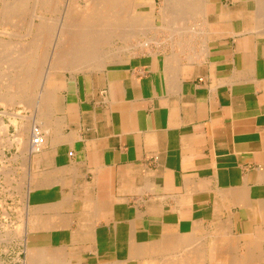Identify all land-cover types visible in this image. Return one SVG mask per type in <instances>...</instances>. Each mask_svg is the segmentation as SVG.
I'll list each match as a JSON object with an SVG mask.
<instances>
[{
    "label": "crops",
    "instance_id": "1",
    "mask_svg": "<svg viewBox=\"0 0 264 264\" xmlns=\"http://www.w3.org/2000/svg\"><path fill=\"white\" fill-rule=\"evenodd\" d=\"M252 1L160 10L191 33L119 41L89 69L60 60L23 111L44 131L40 150L4 116L0 221L23 227L26 264L264 263V24Z\"/></svg>",
    "mask_w": 264,
    "mask_h": 264
},
{
    "label": "bare ground",
    "instance_id": "2",
    "mask_svg": "<svg viewBox=\"0 0 264 264\" xmlns=\"http://www.w3.org/2000/svg\"><path fill=\"white\" fill-rule=\"evenodd\" d=\"M29 0H12V1H10V0H7V1H2V4L0 3V10H8L7 12L5 11L4 13H2L1 14V18L4 16L5 17V14L7 13V16H8V14L9 13H11L12 11L11 10H17V11H15V12H17V13H14L13 14V12H12V14L14 15L13 17L15 18V16H17L18 17V15H16V14H19L18 13V11L19 10H21V9H23V6L24 5H26L25 7H27V5H29V6H31V4H30V2H28ZM59 1V0H58ZM57 0H56V3L58 2ZM132 1V0H131ZM130 0H84V3L85 4H83V5H81V3L80 2H82V0H69V3L67 4V14H66V16H67V18L65 19L66 20V22L67 21H69L68 19L70 18V20H71V16H74V15H78L77 13H79L80 14V16H82L83 17V15L85 16V17H83V18H80V19H78L76 22H77V26H79V29L77 30H74L73 28L74 27H71L72 28V30H74L73 32L74 33H77V31L79 32V33H77V34H71L72 32V30L69 32V29H68V31H64V30H67V29H65L64 28V30H62L61 32H60V34H61V40L63 39V40H65L64 41V45L61 43V47L62 48H64V47H68V46H66L67 44L69 45V43H70V46L69 47H71V45L72 44H77V50L75 49V48H73L72 50H71V48L69 49V51H62L61 50V52L59 51V48H61L60 46H59V48H56V52H55V54H54V56H53V58H55V60L56 61H58V62H61L60 60H68L69 61V58L68 59H66L67 57L66 56H69L70 57V59H72V57H71V55H70V53H73V56H74V54H75V56L77 55V56H81L79 59H81V58H84V59H81L82 60V62H83V60L86 62V60H88L89 58H93L94 57V59H96V57L95 56H97L98 57V59L99 58H101L102 59V57L100 56V55H102V56H104V55H106V54H111L110 52L108 53V51L107 50H105V45H110V47L112 48L113 47V45L115 44L114 42L116 41V40H119V41H122V42H126V41H128L129 39H130V37H132L133 35L134 36H136V34L138 35V30L137 29H134V31L135 30H137V31H135V33L136 34H134V32H132V30L131 31H129L130 29H129V27H128V24L133 20V17L136 15V14H138V12L140 11V7H142L143 6V4H141V3H137V5H134L135 3H133V4H130V3H132ZM169 0H167V1H165L166 3H165V5H163L162 6V8H161V10H166V11H170L169 10V7L170 8H174V3L175 2H173L172 4L173 5H171V4H169V2H168ZM209 0H191L190 1V3H186L185 5H186V7H184V3L183 4H181V6L183 5V7H181L180 9H181V11H182V9H183V12H184V10L186 11V12H184V13H187V11H189V13H190V11H192V10H199L198 12H200V10L202 11V10H206V8H207V4L209 3L208 2ZM248 1V0H247ZM48 2H50V3H48ZM54 2V1H53ZM53 2L50 0V1H48V0H31V3H32V10L34 11V10H44V11H46V10H48V9H50L51 10V8H47L48 7V5H49V7H51V6H54V8H56L57 6H56V4H55V2H54V4H53ZM136 2V1H135ZM168 2V3H167ZM51 3L53 4V5H51ZM60 3V2H59ZM176 3H179V0L177 1L176 0ZM175 3V4H176ZM252 3L254 4V5H252ZM252 3H250V2H248V4L247 3H245L244 4V6L245 7H251L254 11L255 10H264V0H253L252 1ZM121 6H120V5ZM180 4V3H179ZM178 4V5H179ZM188 4V5H187ZM34 5V6H33ZM51 5V6H50ZM120 6L121 7V10L122 11H120V7H117V6ZM122 5L124 6V10H123V8H122ZM168 5H170V6H168ZM177 4H176V6H178ZM56 6V7H55ZM180 6V5H179ZM117 7V8H116ZM37 8V9H36ZM176 8V7H175ZM174 8V9H175ZM106 9V10H105ZM114 9H116L117 10V12H118V9H119V14H117L116 12L114 13L112 10H114ZM11 12H10V11ZM23 10H27L28 11V8H25V9H23ZM100 12H99V11ZM101 10H105L104 12H106L107 11V13H106V15H105V13H104V15L105 16H100V13H102V15H103V12L101 11ZM249 10V9H248ZM26 11V12H27ZM29 11H30V9H29ZM93 11V12H92ZM109 11V12H108ZM175 11V10H174ZM180 11V10H179ZM25 12V13H26ZM35 12V11H34ZM89 12V13H88ZM164 12V11H163ZM264 12V11H263ZM1 13V12H0ZM82 13H84L83 15H81ZM86 13H88V14H86ZM166 13V12H165ZM175 13H177L176 11L174 12V14ZM179 14H180V12H178ZM24 14V13H23ZM31 13L29 12V15H30ZM34 14V13H33ZM32 14V16L31 17H36L35 16V14L33 15ZM90 14H92L91 16H90ZM113 14L115 15V17L113 16ZM168 15H169V17H170V15H174L173 13H167ZM179 14H178V16H179ZM195 14H198V13H194L193 14V12H192V14L190 13V15H194L193 17H195L196 15ZM203 14V13H202ZM261 14V13H260ZM10 15V14H9ZM25 15V14H24ZM65 15V14H64ZM129 15H131V18H130V16ZM177 15V14H176ZM181 15H183V14H181ZM181 15H180V17H181ZM184 15H187L188 16V14H184ZM183 15V17H185ZM264 16V14H261V16ZM6 16V17H7ZM12 15H10V16H8V17H11ZM21 16H22V14H21ZM79 16V15H78ZM167 16V15H166ZM7 17V18H8ZM25 17V16H24ZM168 17V16H167ZM180 17H178V18H180ZM12 18V17H11ZM29 18V17H28ZM56 18V17H55ZM78 18V17H77ZM177 18V17H176ZM186 18H188V17H186ZM3 19V18H2ZM2 19H1V21H2ZM5 20H9V19H6V18H4ZM3 19V20H4ZM16 20H17V18H15ZM19 19V18H18ZM25 19V18H24ZM30 19V18H29ZM28 19V20H29ZM33 19V18H32ZM21 20V19H20ZM23 20V19H22ZM64 20V19H63ZM76 20V17L74 18V21ZM167 20H168V18H167ZM183 20H185V18L183 19ZM181 21L180 22V24H179V26L180 25H182L183 24V26H186V24L184 25V23H185V21ZM191 20H193L192 18H191ZM190 20V21H191ZM261 20V19H260ZM15 21V20H14ZM72 21V20H71ZM189 21V20H188ZM196 21H198V20H196ZM264 21V20H263ZM262 21V22H263ZM3 22V21H2ZM18 22V21H17ZM22 22V21H21ZM20 22V24L22 25V23ZM23 22H25V21H23ZM51 22V24L53 23L52 21H50ZM100 22L103 24H105L106 25V23H108L107 24V26L108 27H105L106 29H104V30H101V29H98V28H95V26H98L99 24H100ZM109 22H110V24H109ZM168 22V23H167ZM256 22V21H255ZM259 22V21H258ZM4 23V22H3ZM26 23V22H25ZM41 23V22H40ZM97 23H99L98 25H97ZM186 23H187V21H186ZM191 23V22H190ZM202 23V22H201ZM9 23H7L6 25H8ZM17 24V23H16ZM28 24V23H27ZM30 24V23H29ZM35 24H36V22H35ZM46 24V23H45ZM101 24V25H102ZM103 24V25H104ZM166 24H167V27H165V26H163V27H165V28H168V30H170L171 32H169V33H173L174 34V32L175 31H173V30H176V29H174L175 27H177V26H175L176 24H177V22H176V19L175 20H173L172 19V17L168 20V21H166ZM177 24V25H178ZM3 25V24H2ZM5 25V26H6ZM20 25V26H21ZM44 25V24H43ZM49 25H50V23H49ZM47 26V27H44V26H42V29H40V34L39 35H37V34H35V37H34V39H35V41L36 42H40V43H37L38 45H41V43H43V42H41L45 37H43V36H45V34H46V37L48 38V37H52V36H50V34L52 35V33H51V31L49 30V29H52V25L51 26ZM54 25V24H53ZM67 25V24H66ZM76 25V24H75ZM91 25H93V27H91ZM101 25H100V28H101ZM104 25V26H105ZM109 25H110V27H109ZM262 25V24H261ZM9 26H11V25H9ZM8 26V27H9ZM29 27L30 26H32V25H28ZM36 26H37V24H36ZM57 26V25H56ZM162 26V25H161ZM191 26V25H190ZM258 25L256 24L255 25V27H257ZM263 26V25H262ZM12 28H13V26H11ZM39 27H41V25L39 24ZM39 27L37 26L36 27V30H37V28H38V30H39ZM49 27V29H45V28H48ZM51 27V28H50ZM121 27L123 28V29H121ZM157 27V26H156ZM158 27H160V25L158 26ZM181 27V26H180ZM264 27V26H263ZM69 28V27H68ZM103 28V27H102ZM121 30H120V29ZM136 28V27H135ZM181 28H183V30L184 29H186L187 28V26H186V28H184V27H181ZM197 28V27H196ZM258 28V27H257ZM260 28H261V26H260ZM119 29V30H118ZM133 29V28H132ZM139 29V28H138ZM162 29V28H161ZM192 28L190 27V30H191ZM41 30H42V33H41ZM45 30H47V33L49 34V36L47 35V33H46V31ZM140 30H141V27H140ZM143 30V29H142ZM141 30V31H142ZM150 30V29H149ZM187 30H189V29H187ZM186 30V31H187ZM190 30H189V32H190ZM194 30V29H193ZM258 30V29H257ZM262 30V29H261ZM260 30V31H261ZM44 31H45V33H44ZM50 31V32H49ZM76 31V32H75ZM147 31V30H146ZM145 31V32H146ZM173 31V32H172ZM178 31V30H177ZM180 31V30H179ZM185 30H184V33L186 32ZM13 32V31H12ZM27 32V31H26ZM38 32V31H37ZM36 32V33H37ZM55 32V31H54ZM188 32V31H187ZM186 32V33H187ZM205 32V31H204ZM7 33H8V31H7ZM15 33H16V31H15ZM15 33H13V36H14V34ZM18 33V32H17ZM30 33V32H29ZM166 33V32H165ZM164 33V34H165ZM180 33H182V32H179V34ZM191 33V32H190ZM26 34V33H25ZM43 34V35H42ZM144 34V33H143ZM158 34V33H157ZM176 34H178V33H176ZM175 34V35H176ZM17 35V34H16ZM15 35V36H16ZM24 35V34H23ZM22 35V36H23ZM34 35V34H33ZM41 35H42V37H41ZM74 35V36H73ZM172 35V34H171ZM21 36V35H20ZM27 36V35H26ZM60 36V35H59ZM166 36V35H165ZM179 36V35H178ZM188 36V35H187ZM32 38H33V36H31ZM39 37H41V38H39ZM171 37V36H170ZM180 37H182V36H180ZM188 37H190V36H188ZM37 38H39V39H37ZM46 38V39H47ZM150 38H152L151 36H150ZM172 38V37H171ZM174 38H175V36H174ZM184 38V37H183ZM40 39H42L41 41H40ZM50 39V38H49ZM59 39V38H58ZM113 39V40H112ZM158 39V38H157ZM165 39V38H164ZM182 39V38H181ZM180 39V40H181ZM171 40V39H170ZM175 40V39H174ZM173 40V41H174ZM180 40H178V39H176L175 41H180ZM12 41V40H11ZM10 41V42H11ZM16 41V40H15ZM35 41H31V44H30V46L32 45V47L34 46V42ZM46 41V40H45ZM47 41H48V39H47ZM151 40L150 39H147V44L150 42ZM153 41H154V39H153ZM152 41V42H153ZM19 42V41H18ZM24 42V41H23ZM66 42V43H65ZM12 43V42H11ZM46 43V44H45ZM50 43V42H49ZM128 43H129V41H128ZM135 43H136V41H135ZM138 43V42H137ZM182 43V42H181ZM180 43V44H181ZM19 44V43H18ZM145 44V43H144ZM2 45V44H1ZM4 45H5V42H4ZM4 45L2 46V47H4ZM11 45V44H10ZM10 45H8V46H10ZM29 45V44H28ZM27 45V46H28ZM37 45V47L38 48H36V50L37 49H40L39 47L40 46H38ZM45 45H48L47 44V42H44V46ZM132 45V44H131ZM130 45V46H131ZM6 46H7V44H6ZM14 46V45H13ZM26 46V47H27ZM29 46V48L31 49V47ZM16 47H17V45H16ZM22 47V46H21ZM35 47H36V44H35ZM42 47V46H41ZM125 47V46H124ZM189 47V46H188ZM23 48V47H22ZM28 48V49H29ZM61 48V49H62ZM107 48V47H106ZM109 48V47H108ZM117 48V47H116ZM1 49V48H0ZM17 49V48H16ZM18 49H20L21 50V48L19 47V45H18ZM27 49V50H28ZM32 49H34V48H32ZM130 49V48H129ZM181 49V48H180ZM7 50H9V49H7ZM23 50H25V49H23ZM23 50H21V51H23ZM26 50V52H28ZM42 50V49H41ZM44 50V51H43ZM42 50V53H41V51H40V53L42 54V56L44 57V52H47V51H45V49H43ZM76 50V51H75ZM117 50V49H116ZM201 50V49H200ZM3 51H5V50H3ZM18 52H19V50H17ZM20 51V52H21ZM38 51V50H37ZM36 51V52H37ZM15 52V51H14ZM24 53H20V54H18L19 55V57H20V61L22 62L21 64L19 63V64H17L18 66H19V68H20V71H21V73H19V75L17 76L16 74H18L17 73V69L16 68H14V70H15V72H16V74L14 75L13 74V77H15L14 79L17 81V82H15V83H10L12 80H13V78H11L10 79V82H9V79H8V83H10L9 85H11V84H13V85H15V86H13V85H11L12 86V88H14V89H12L13 91L15 90V91H17V90H19V85H17V83H18V79H17V77L20 79L21 77H20V75H22L23 74V71L25 70V73L23 74V78L25 77L26 78V76H24L25 74H27V76L30 74V73H26L27 71L29 72L30 70H31V73L33 74V75H35L34 77H30V78H28V79H30V81L29 82H31V84L32 85H29V84H24V83H22V85H20L21 87V89L19 90V91H17V92H15V93H13V94H11V95H8V96H6V97H4L3 99H1V102L4 104V102L6 103V104H10L11 102L13 103L16 99H21L22 101L24 100L25 102L23 103L21 100H20V102L21 103H23V104H25V105H27V107L30 105V108H31V106H35V102L31 105V103L34 101V100H32L31 98H33V97H30L31 95H33L34 96V94H35V96H37V94L35 93V91H34V89L33 88H35V86H34V84L35 85H37L38 84V77H40V76H36V74L35 73H37V75H38V73H41L42 72V69L39 71H35V70H33V69H35V68H31V65L33 64V63H36V64H34V65H38V63L41 61L40 60V58L39 59H36V57H34V54H33V56L32 55H26L25 53V51H23ZM32 52V51H31ZM35 52V51H34ZM113 52V51H112ZM121 52V51H120ZM1 53V52H0ZM3 53V52H2ZM11 53H13V52H11ZM28 53H30V52H28ZM38 53V52H37ZM114 53H115V50H114ZM182 53V52H181ZM7 54V53H6ZM14 54V53H13ZM13 54H10V55H12L13 56ZM21 54H23V55H25V59H26V57H28V59H26V65H24L23 63H25V61L23 60V56L21 57L20 55ZM2 55V54H1ZM38 55V54H37ZM134 55V54H133ZM7 56H8V54H7ZM41 56V57H42ZM100 56V57H99ZM15 57V56H14ZM105 57V56H104ZM111 57V56H110ZM113 57V56H112ZM187 57V56H186ZM189 57H191V55L189 56ZM65 58V59H64ZM75 57H73V59H74ZM171 58V57H170ZM4 59V58H3ZM12 59H13V57H12ZM15 59V58H14ZM79 59H77V61L79 60ZM86 59V60H85ZM97 59V60H98ZM104 59V58H103ZM114 59V58H113ZM190 59V58H189ZM192 59V58H191ZM16 61H18L19 59H15ZM81 60H80V62H81ZM171 60V59H170ZM175 60H176V58H175ZM193 60V59H192ZM3 61V60H2ZM24 61V62H23ZM37 61H38V63H37ZM68 61H66L65 62V64L66 65H68ZM75 61V60H74ZM91 61H94L93 59H91ZM104 61V60H103ZM103 61H101V63L103 62ZM174 61V60H173ZM7 62V61H6ZM64 62V61H63ZM68 62V63H67ZM98 62V61H97ZM112 62V61H111ZM41 64L40 65H38V66H42V63L43 62H40ZM52 63V62H51ZM55 63V62H54ZM62 63V62H61ZM60 63V64H61ZM76 63V62H75ZM78 63V62H77ZM89 63V62H88ZM91 63V62H90ZM89 63V65H91V66H93V62L90 64ZM107 63V62H106ZM109 63V62H108ZM174 63V62H173ZM58 64V63H57ZM74 63H72V65H73ZM85 64V63H84ZM84 64H79V67L81 66V68H79V69H82V65H84ZM103 64V63H102ZM102 64H100L99 63V65H101L102 66ZM105 64V63H104ZM103 64V66H105ZM15 66V67H18V66ZM55 65V64H54ZM59 65V64H58ZM70 66L72 69L75 67V66ZM86 65H87V62H86ZM98 65V64H97ZM175 65V64H174ZM6 66V65H5ZM8 66V65H7ZM10 66V65H9ZM23 66H25L26 67V69H27V71H26V69H23L22 67ZM65 66V65H64ZM78 65L76 64V67H77ZM85 66V65H84ZM83 66V67H84ZM33 67V66H32ZM40 67H38V68H40ZM55 67H56V65H55ZM57 67H59V66H57ZM61 67V66H60ZM59 67V68H60ZM75 67V68H76ZM87 67H88V65H87ZM87 67H85L86 69H87ZM9 68V67H8ZM21 68L23 69V71L21 70ZM71 68H70V70H71ZM91 68V67H90ZM92 68H96V67H92ZM100 68V67H99ZM103 68V67H102ZM48 69V68H47ZM66 69V68H65ZM64 69V70H65ZM77 69V68H76ZM88 69H89V67H88ZM97 69V68H96ZM36 70H37V68H36ZM45 70V69H44ZM50 70V69H49ZM58 70V68L54 71V72H59V71H57ZM61 70V69H60ZM73 70H75V69H73ZM83 70H85L84 68H83ZM33 71V72H32ZM46 71V70H45ZM78 71V70H77ZM82 71V70H81ZM89 71V70H88ZM47 72V71H46ZM14 73V72H13ZM9 75V74H8ZM31 75V74H30ZM39 75H41L42 76V73L41 74H39ZM44 75H45V73H44ZM57 74H54L53 72H52V74H49V77L51 76H56ZM12 77V76H11ZM37 77V78H36ZM48 79V78H47ZM15 80H13V81H15ZM24 80V79H23ZM23 80H19V82H20V84H21V81H23ZM42 81V80H41ZM26 83V82H25ZM39 83H40V81H39ZM41 84V83H40ZM17 86V87H16ZM32 86V87H31ZM34 86V87H33ZM40 86V85H39ZM37 87V86H36ZM16 88H17V90H16ZM9 89H11V88H9ZM36 89V88H35ZM8 91H10V90H8ZM27 91H29V93H33V91H34V94H29ZM39 91H40V89H39ZM12 93V92H11ZM5 95H6V93H4ZM3 94V95H4ZM38 94H39V92H38ZM2 95V96H3ZM30 95V96H29ZM24 96V97H23ZM40 96V95H39ZM38 96V97H39ZM41 96H44L43 95V91H41ZM41 96H40V98H41ZM27 97H29L30 98V101L27 99ZM23 98H25V99H23ZM35 100H36V97L34 98ZM42 99V98H41ZM40 99V100H41ZM31 100H32V102H31ZM18 101V100H17ZM50 101V104H51V100H49ZM16 102V101H15ZM19 102V103H20ZM38 102V100H36V104H39V103H37ZM18 103V102H17ZM16 103V104H17ZM20 103V104H21ZM29 103V104H28ZM41 103V102H40ZM44 104V103H43ZM5 105V104H4ZM22 105V104H21ZM50 106V105H49ZM44 106H42V108H43ZM52 107V106H51ZM34 108V107H33ZM37 108H38V106H37ZM41 108V107H40ZM39 108V109H40ZM41 108V109H42ZM28 109V108H27ZM44 109V108H43ZM42 109V110H43ZM45 109H47L46 107H45ZM38 110V109H37ZM42 110H39V112H41ZM48 110V109H47ZM49 110H50V108H49ZM48 110V111H49ZM33 111V110H32ZM35 111V110H34ZM0 112H1V110H0ZM2 112L3 113H5L3 110H2ZM43 112V111H42ZM47 112V111H46ZM50 113H51V110L49 111ZM48 112V113H49ZM31 113V112H30ZM43 113H45V112H43ZM43 113H41V114H43ZM12 114V113H11ZM15 114V113H14ZM40 114V115H41ZM46 114V113H45ZM9 115H10V113H9ZM13 115V114H12ZM17 116L19 115L18 113L16 114ZM29 115V114H28ZM31 115V114H30ZM34 115V114H33ZM51 115V114H50ZM38 116V115H37ZM30 117V118H29ZM36 117V116H35ZM40 117V116H39ZM47 117L48 116H46L45 117V119H47ZM33 118V117H32ZM32 118H31V116H28L27 117V119L25 120V123L23 124V126H21V127H18V128H20V130H19V135H18V139H19V141L21 142V145H22V147L25 149V150H28V151H37V150H40L41 149V147L44 145V143H45V136H44V134L42 133V132H44V131H42V129L40 128L41 126L37 123V121L35 120V118H34V121H35V123H34V121L32 120ZM49 118V117H48ZM12 119V118H11ZM38 119V118H37ZM44 119V120H45ZM13 120H14V122H16L15 121V119L13 118ZM17 120V119H16ZM41 120V119H40ZM49 120V119H48ZM16 124V123H15ZM3 125V124H2ZM4 126H6V125H3V127ZM36 126L38 127V129H37V131L39 132V133H41V137L43 138V142H42V144L41 143H32V141H33V138L35 137V136H37L36 135V132H35V130H36ZM40 126V127H39ZM3 127H2V129H3ZM45 127V126H44ZM5 129H7V128H5ZM3 131V130H2ZM7 132V130H4V132ZM18 132V131H17ZM47 134V133H46ZM15 135V134H14ZM8 137V136H7ZM29 137V143H27L26 142V140H27V138ZM33 137V138H32ZM14 138H15V136H14ZM13 138V139H14ZM30 140H31V143H30ZM16 144V143H15ZM23 149V150H24ZM22 150V151H23ZM26 155V154H25ZM30 159V158H29ZM22 168V167H21ZM23 169V168H22ZM46 174V173H45ZM6 181V180H5ZM10 181V180H9ZM21 182V181H20ZM47 183V182H46ZM10 187V186H9ZM19 187V186H18ZM17 191V190H16ZM17 209H19V208H17ZM16 210V209H15ZM20 213V212H19ZM25 213V212H24ZM46 216V215H45ZM23 218V217H22ZM21 218V219H22ZM23 220V219H22ZM44 220H45V218H44ZM49 220V219H48ZM14 221V220H13ZM24 221V220H23ZM43 221V220H42ZM56 222V221H55ZM53 223V222H52ZM58 225V224H57ZM15 226V225H14ZM16 227V226H15ZM18 227H19V225H18ZM18 227L17 228H15V231L17 232V230L16 229H18ZM20 231H22L23 230V227L21 228V226H20ZM22 229V230H21ZM19 231V232H20ZM24 231V230H23ZM22 231V232H23ZM15 232V233H16ZM179 238V237H178ZM177 238V239H178ZM205 239V238H204ZM176 240V239H175ZM174 240V241H175ZM179 240V239H178ZM201 240V239H200ZM139 241V240H138ZM258 241V240H257ZM167 243H168V241H166ZM203 242V241H202ZM201 242V243H202ZM178 243V242H177ZM194 244H195V247L197 246L196 245V243H193V246H194ZM199 244V246H200V243H198ZM203 244V243H202ZM202 244H201V246H202ZM137 245V244H136ZM213 245H215V244H213ZM175 246H177V244L175 245ZM156 247V246H155ZM180 247V246H179ZM187 247V246H186ZM202 247H204V246H202ZM201 247V248H202ZM52 248V247H51ZM146 248V247H145ZM149 247H147V249H148ZM154 248V247H153ZM152 248V249H153ZM160 248V247H159ZM164 248V247H163ZM162 248V249H163ZM174 248V247H173ZM177 248V247H176ZM189 248V247H188ZM197 248V247H196ZM59 249V248H58ZM165 249V248H164ZM168 249V248H167ZM167 249H166V251H167ZM198 249V248H197ZM207 249V248H206ZM150 250V249H149ZM172 250V249H171ZM174 250V249H173ZM175 250H179V249H175ZM182 250V249H181ZM192 250V249H191ZM154 251V250H153ZM183 251V250H182ZM184 251H186V248H185V250ZM183 251V252H184ZM194 251H195V249H194ZM193 251V252H194ZM208 251V250H207ZM215 251L216 250H214L213 252H214V254H215ZM217 251H219V250H217ZM49 252V251H48ZM62 252V251H61ZM66 252V251H65ZM139 252V251H138ZM142 252V251H141ZM140 252V253H141ZM150 252H151V250H150ZM155 252V251H154ZM159 252L160 251H158V255H159ZM171 252V251H170ZM169 252V249H168V253H170ZM192 252V251H191ZM191 252H189V251H187L186 253H191ZM196 252V251H195ZM199 252V251H198ZM202 252V251H201ZM53 253H54V251H53ZM153 253V252H152ZM167 253V254H168ZM180 253H182V252H180ZM179 253V251H178V255L180 254ZM185 253V252H184ZM223 253V252H222ZM48 254H50V253H48ZM139 254V253H138ZM166 254V253H165ZM164 254V255H165ZM174 254V253H173ZM195 253H193V255H194ZM232 254V253H231ZM33 255H34V251H33ZM45 255H47L46 253H45ZM53 255V254H52ZM152 255V254H151ZM156 255H157V253H156ZM169 255H171V254H169ZM174 255H176V254H174ZM186 255V254H185ZM192 255V254H191ZM196 255H198V253L196 254ZM201 255V254H200ZM204 255H205V253H204ZM250 256L252 255V254H249ZM256 255V254H255ZM55 256H57V254H55ZM190 257V255H188L187 254V257ZM202 256V255H201ZM253 256V255H252ZM257 256V255H256ZM34 257V256H33ZM46 257V256H45ZM145 257H146V255H145ZM145 257L143 258V259H145ZM158 257V256H157ZM163 257V256H162ZM162 257H160V258H162ZM167 257V255L165 256V258ZM170 257H172V256H170ZM169 257V258H170ZM174 257V256H173ZM183 256H181L180 258H182ZM185 257V256H184ZM186 257V258H187ZM193 257V256H192ZM204 257V256H203ZM202 257V258H203ZM206 257H207V255H206ZM215 257H216V255H215ZM220 257H224V256H220ZM237 257V256H236ZM236 257H234V258H236ZM240 257H242V256H240ZM240 257H238L239 259H240ZM246 257H247V255H246ZM254 257V256H253ZM252 257V258H253ZM35 258V257H34ZM51 258H54V255H53V257H51ZM56 258V257H55ZM151 259H152V257H150ZM156 258V257H155ZM175 258V257H174ZM186 258H183L182 259V261L184 262L185 260L184 259H186ZM217 258V257H216ZM227 258V257H226ZM237 258V259H238ZM243 258V257H242ZM252 258H250L249 257V259H252ZM142 259V260H143ZM150 259V260H151ZM157 259V258H156ZM155 259V260H156ZM163 259V258H162ZM162 259L160 260V261H155L154 259V261L157 263V262H159V264H161V263H163L162 262ZM196 259L198 260L199 259V257L197 256L196 257ZM225 259V258H224ZM244 259V258H243ZM256 259V258H255ZM48 260H49V257H48ZM52 260V259H51ZM56 260V259H55ZM54 260V261H55ZM61 260V259H60ZM117 260V259H116ZM157 260H159V259H157ZM165 260V259H164ZM186 260H188V259H186ZM203 260H205V258L203 259ZM258 260V259H257ZM33 261V260H32ZM44 261V260H43ZM115 261V260H114ZM122 261H124V260H122ZM145 261L147 262V260L145 259ZM219 261V260H218ZM227 261H228V259H227ZM253 261V260H252ZM60 262H65L64 264H67L66 262H68V261H65V259H64V261L63 260H61ZM145 262V263H146ZM196 261H194L193 263H195ZM204 262H206V261H204ZM216 262H217V260H216ZM239 262V261H238ZM241 262H243L242 260H241ZM244 262H247V261H244ZM249 262H250V260H249ZM32 263V262H31ZM144 263V264H145ZM149 264H150V262H148ZM192 262L190 263V264H193ZM212 263V262H211ZM218 263H220V264H223L222 262H217V264ZM261 263V262H260ZM48 264H50V263H48ZM53 264V263H52ZM56 264V263H55ZM62 264V263H61ZM153 264H154V262H153ZM172 264V263H171ZM183 264H186V263H183ZM202 264H205V263H202ZM216 264V263H215ZM237 264V263H236ZM249 264V263H248ZM258 264H259V262H258ZM264 264V263H263Z\"/></svg>",
    "mask_w": 264,
    "mask_h": 264
},
{
    "label": "rangeland",
    "instance_id": "3",
    "mask_svg": "<svg viewBox=\"0 0 264 264\" xmlns=\"http://www.w3.org/2000/svg\"><path fill=\"white\" fill-rule=\"evenodd\" d=\"M2 1H4V0H0V3L2 4ZM5 1H7V0H5ZM10 1H12V0H10ZM48 1H50V0H48ZM52 2L54 1L55 2V4H56V8H54V6H51V5H53L54 4V2H53V4L51 3V7H49V5H48V7L47 8H51V10L50 9H48V10H46V11H44V10H32L31 8H32V3H31V0H29L28 2H30V4H31V6H29V5H27V7H25L26 5H24L23 6V9H25V8H28V11L27 10H23V9H21V10H19L18 11V13L19 14H16V15H18V17L17 16H15V18H17V20L13 17L14 15V13H17V12H15V11H17V10H11L12 12H13V14H12V12L11 13H9L10 15H12L11 17H8V16H10L9 14H8V16H7V13L5 14V17L3 16L2 18L4 19V18H6V19H9V20H3L2 18H1V14L2 13H4L6 10H0V110H1V112H0V135L1 134H3L4 133V130H7L8 131V128H9V121L7 120V119H4L5 117V115H9V109L11 108H13V107H15V106H19V108L17 109V112H18V114L22 117V120L23 121H20V120H16V117H17V115H16V113L14 114V113H12L14 116H16L14 119H15V121L16 122H14V120L12 119L11 120V123L15 126V127H12V130L10 131V134H15L14 136L18 139V135H19V130H20V128H18V127H21V126H23V124L25 123V121H24V119L25 118H27L28 116H25V113L23 112L24 111V109H27V108H29L30 109V105L27 107V105H25V104H23L25 101L23 100H21V99H16L13 103L11 102L10 104H6L5 102H4V104L1 102V99H3L4 97H6V96H8V95H11V94H13V93H15V92H17V91H19L21 88V86L20 85H22V83H24V84H29V85H32L31 84V82H29L30 81V79L32 78V77H34L35 75H33L32 73H31V70L28 72L27 71V69H26V67L25 66H21L23 69H26V73H30L28 76H27V74H25L24 76H26V78L24 77L23 78V74L25 73V70L23 71V69L21 68V70L23 71V74L22 75H20V79L17 77V79H18V83H17V85H19L18 87H19V90H17V88H16V90L17 91H13L12 89H14V88H12V86L11 85H13V84H11V85H9L10 83H15V82H17L14 78L15 77H13V74L15 75L16 74V72H15V70L17 69V73L18 74H16L17 76L19 75V73H21V71H20V68H19V66L17 65V64H21L22 62L20 61L21 59H20V57H19V55L18 54H20V53H24L23 51H25L26 52V50L29 48V46H30V44H31V41H35V39H34V37H35V34H37V35H39L40 34V29H42V26H44V27H47L48 25H49V23H50V25L49 26H51L52 25V29H49V27L48 28H45V29H49L50 31H51V33H52V35L50 34V36H52V37H46V34H45V36H43V37H45L43 40L42 39H40V41L41 42H43V43H41V45H38L37 43H40V42H34L33 44H34V46L32 47V45L30 46L31 47V49L29 48L27 51L28 52H30V53H28V52H26L25 54L28 56V55H32L33 56V54H34V57H36V59H39L40 58V62H43L42 63V66L40 67V66H38V65H40L41 63L39 62L38 63V61H37V63H38V65L36 66V65H34V64H36V63H33L32 65H31V68L33 69V68H37V70H36V68L35 69H33V70H35L36 72L40 69H42V76L41 75H39V74H41V73H38V75H37V73H35L36 74V76H40V77H36L37 79H38V84L37 85H35L34 84V86H35V88H33L34 89V91H35V93L37 94V96H35V94H34V91H33V93L31 92V93H29V91H27L30 95L31 94H34V96L33 95H29L30 97H33V98H31L32 100H34L33 102H32V100H31V105L34 103L35 105H36V100H38V102L37 103H40L41 102V98H42V96H41V91H43L42 90V87H43V85H44V82L47 80V78H48V76H49V74H52V72L54 73V74H57L58 75V73L63 69L62 68V66L64 65V64H60V63H58V61H56L55 60V58H53V56H54V54H55V52L58 50H56V48H59V46L61 45V43L63 44L64 43V41L65 40H61V34H60V32L62 31V30H64V28L65 29H67V30H64V31H68V29H69V32L72 30V28L71 27H74L73 29L74 30H78L79 29V26H77L78 24H77V20L78 19H80V18H83V17H85L84 15V13H82L81 15H83V17L82 16H80V14L79 13H77L78 15H74V16H71V20H70V18L68 19L69 21H67L66 22V18H67V16H66V14L68 13L67 12V4L69 3V0H57L58 2L56 3V0H51ZM131 1V0H130ZM136 1V2H135ZM165 1H167V0H132L131 2L132 3H130V4H133V3H135L134 5H137V3H141V4H143V6L142 7H140V11L138 12V14H136L134 17H133V20L128 24V27H129V31H131L132 30V32H134V34H136L135 33V31H137L138 30V35L136 34V36H132V37H130V39L128 40L129 41V45H133V44H136L137 43V41L139 40V41H142V40H144V42L146 43L147 42V39H150L151 41L153 40V37L154 36H156L157 37V35L158 34H161V36H162V38L166 35V39L168 38V34H169V30H168V28H165V27H167V24H166V21H168L171 17H172V19L173 20H175V16L174 15H170V17H169V15L168 14H165V15H160V14H157V13H159L160 12V10H161V8H162V6L163 5H165ZM170 1V2H169ZM168 2H169V4H171V5H173L172 3L173 2H175L176 3V0H169ZM178 1V0H177ZM190 1L191 0H179V3H176L178 6H176V4L174 3V8L172 9V8H170L169 7V10H181L180 8L181 7H183V5L181 6V4H183L184 2V7H186V3H190ZM60 2V3H59ZM167 2V3H168ZM48 3H50V2H48ZM81 3V5H83V4H85L84 3V0H82V2H80ZM120 5V4H119ZM117 6V7H120V6ZM188 5V4H187ZM252 5H254L253 3H252ZM34 6V5H33ZM168 6H170V5H168ZM116 7V8H117ZM122 8H123V10H124V6L122 5ZM29 9H30V11H29ZM37 9V8H36ZM106 10V9H105ZM105 10H101L102 12H103V15H102V13H100V16H105L106 15V13H107V11L106 12H104ZM183 10V9H182ZM251 10H253L252 8H251ZM8 11V10H7ZM6 11V12H7ZM27 11V12H26ZM99 11V10H98ZM114 13L116 12L117 14H119V9H118V12H117V10L116 9H114V10H112ZM120 11H121V7H120ZM166 11V10H165ZM260 11V10H259ZM264 10H262V13L261 14H264V12H263ZM26 12V13H25ZM29 12L31 13L30 15H29ZM93 12V11H92ZM100 12V11H99ZM109 12V11H108ZM154 12H156V14H154ZM168 12V11H167ZM25 15H24V14ZM35 14V16L36 17H31L32 16V14ZM89 13V12H88ZM88 13H86V14H88ZM104 13H105V15H104ZM21 14H22V16H21ZM33 14V15H34ZM65 14V15H64ZM260 14V15H261ZM92 14H90V16H91ZM168 17H167V16ZM8 18H7V17ZM25 16V17H24ZM107 16V15H106ZM113 16L115 17V15L113 14ZM130 16V18H131V15H129ZM30 19H29V18ZM56 17V18H55ZM76 17V20L74 21V18ZM78 17V18H77ZM80 17V18H79ZM19 18V19H18ZM25 18V19H24ZM33 18V19H32ZM167 18H168V20H167ZM1 19H2V21L4 22H2L1 21ZM21 19V20H20ZM23 19V20H22ZM29 19V20H28ZM64 19V20H63ZM261 19V20H260ZM260 19H259V22H261L262 23V25L264 24V16L262 15L261 17H260ZM15 20V21H14ZM18 21V22H17ZM22 21V22H21ZM23 21H25V22H23ZM50 21H52L53 23L51 24V22ZM263 21V22H262ZM20 22L22 23V25L20 24ZM35 22H36V24H37V26L39 27V24L41 25V27H39V30H38V28H37V30H36V24H35ZM41 22V23H40ZM7 23H9L8 25H6ZM17 23V24H16ZM28 23V24H27ZM30 23V24H29ZM46 23V24H45ZM168 23V22H167ZM3 24V25H2ZM44 24V25H43ZM54 24V25H53ZM67 24V25H66ZM76 24V25H75ZM99 23H97V25H98ZM102 23L100 22V24L98 25V26H95V28H98V29H101V30H104V29H106L105 27H108L107 26V24L108 23H106V25L104 26L103 24L101 25ZM109 24H110V22H109ZM6 25V26H5ZM9 25H11V26H13V28L11 27V26H9ZM21 25V26H20ZM28 25H32V26H28ZM47 25V26H46ZM57 25V26H56ZM100 25H101V28H100ZM160 25V27H158ZM162 25V26H161ZM9 26V27H8ZM157 26V27H156ZM163 26H165V27H163ZM69 27V28H68ZM91 27H93V25H91ZM103 27V28H102ZM109 27H110V25H109ZM136 27V28H135ZM140 27H141V30H140ZM51 28V27H50ZM133 28V29H132ZM139 28V29H138ZM162 28V29H161ZM120 29V28H119ZM118 29V30H119ZM121 29H123L122 27H121ZM120 29V30H121ZM134 29H137V30H135L134 31ZM150 29V30H149ZM43 30V29H42ZM42 30H41V33H42ZM74 30H72L71 32V34H73L74 32ZM147 30V31H146ZM7 31H8V33H7ZM13 31V32H12ZM15 31H16V33H15ZM27 31V32H26ZM38 31V32H37ZM46 31V33H47V30H45ZM45 31H44V33H45ZM49 31V32H50ZM55 31V32H54ZM146 31V32H145ZM18 32V33H17ZM30 32V33H29ZM37 32V33H36ZM76 32V31H75ZM166 32V33H165ZM13 33H15L14 34V36H13ZM26 33V34H25ZM39 33V34H38ZM77 33H79L78 31H77ZM77 33H74V34H77ZM144 33V34H143ZM158 33V34H157ZM165 33V34H164ZM17 34V35H16ZM24 34V35H23ZM34 34V35H33ZM16 35V36H15ZM21 35V36H20ZM23 35V36H22ZM27 35V36H26ZM43 35V34H42ZM42 35H41V37H42ZM47 35L49 36V34L47 33ZM60 35V36H59ZM31 36H33V38L31 37ZM74 36V35H73ZM150 36L152 37V38H150ZM41 37H39V38H41ZM39 38H37V39H39ZM48 39V41H47V39ZM50 38V39H49ZM59 38V39H58ZM12 40V41H11ZM16 40V41H15ZM46 40V41H45ZM113 40V39H112ZM12 43H11V42ZM19 41V42H18ZM24 41V42H23ZM135 41H136V43H135ZM151 41L149 42V43H151ZM4 42H5V45H4ZM44 42H47V44L48 45H45L44 46ZM50 42V43H49ZM120 42H122V41H120ZM19 43V44H18ZM66 43V42H65ZM115 44L113 45L114 47L113 48H115V47H119V40H116L115 42H114ZM118 43V45H116ZM2 44V45H1ZM6 44H7V46H6ZM11 44V45H10ZM29 44V45H28ZM35 44H36V47H35ZM46 44V43H45ZM143 44V43H142ZM147 44V43H146ZM4 45V47H2ZM8 45H10V46H8ZM14 45V46H13ZM16 45H17V47H16ZM18 45H19V47L21 48V50H23V49H25V50H23V51H21L20 49H18ZM28 45V46H27ZM37 45L38 46H40L39 48L40 49H37L36 50V48H38L37 47ZM111 45V44H110ZM110 45L108 46V45H105V50H107V51H109L110 49H112L111 47H110ZM116 45V46H115ZM131 45V46H132ZM23 48H22V47ZM27 46V47H26ZM42 46V47H41ZM66 46H68V44L66 45ZM69 46H70V43H69ZM64 47V48H62L61 46V48H59V51L61 52V50L63 51H69V49L71 48V50L73 49V48H77V44L75 43V44H72L71 45V47ZM131 46H130V48H131ZM107 47V48H106ZM109 47V48H108ZM17 48V49H16ZM32 48H34V49H32ZM7 49H9V50H7ZM43 49H45V51H47V52H44V57L42 56V50ZM3 50H5V51H3ZM17 50H19V52L17 51ZM77 50V49H76ZM75 50V51H76ZM15 51V52H14ZM21 51V52H20ZM32 51V52H31ZM35 51V52H34ZM38 53H37V52ZM40 51H41V53H40ZM44 51V50H43ZM66 51V52H67ZM3 52V53H2ZM11 52H13V53H11ZM8 54V56H7V54ZM2 54V55H1ZM10 54H13V56L12 55H10ZM38 54V55H37ZM72 54V55H71ZM70 55H71V57L73 56V53H70ZM75 55V54H74ZM15 56V57H14ZM22 58H23V60L25 61V63H23L24 65H26V59H28V57H26V59H25V55H23V54H21L20 55ZM42 56V57H41ZM12 57H13V59H12ZM67 57H69V56H67ZM4 58V59H3ZM19 59L18 61H16L15 59ZM3 60V61H2ZM7 61V62H6ZM23 61V62H24ZM52 62V63H51ZM55 62V63H54ZM17 63V64H16ZM59 65H58V64ZM56 65V67H55V65ZM6 65V66H5ZM8 65V66H7ZM10 65V66H9ZM18 66V67H15V66ZM22 65V64H21ZM33 66V67H32ZM35 66V67H34ZM57 66H61L60 68L59 67H57ZM9 67V68H8ZM38 67H40V68H38ZM14 68H16L15 70H14ZM48 68V69H47ZM58 68V70L57 71H59V72H54L56 69ZM47 71H45V70ZM50 69V70H49ZM61 69V70H60ZM39 70V71H40ZM14 72V73H13ZM33 72V71H32ZM44 73H45V75H44ZM9 74V75H8ZM56 75V76H57ZM12 76V77H11ZM32 76V77H31ZM31 77V78H30ZM11 78H13V80H15V81H11L10 82V79ZM28 78H30V79H28ZM8 79H9V82L10 83H8ZM24 79V80H23ZM19 80H23V81H21V84H20V82H19ZM42 80V81H41ZM39 81H40V83H39ZM26 82V83H25ZM16 84V83H15ZM40 85V86H39ZM13 86H15V85H13ZM33 86V87H34ZM37 86V87H36ZM17 87V86H16ZM32 87V86H31ZM9 88H11V89H9ZM39 89H40V91H39ZM8 90H10V91H8ZM12 92V93H11ZM38 92H39V94H38ZM4 93H6V95L4 94ZM4 94V95H3ZM3 95V96H2ZM41 96V98H40V96ZM39 96V97H38ZM24 97V96H23ZM36 97V100L34 99ZM29 97H27V99H28ZM23 99H25V98H23ZM41 99V100H40ZM18 100V101H17ZM20 100L23 102V103H21L20 102ZM29 101H30V98L28 99ZM18 102V103H17ZM22 104H20V103ZM17 103V104H16ZM29 104V103H28ZM31 107H33V106H31ZM2 110L5 112V113H3L2 112ZM11 114V113H10ZM18 115V116H19ZM30 118V117H29ZM16 123V124H15ZM6 125V126H4L3 127V125ZM2 127H3V129H2ZM5 128H7V129H5ZM19 129V130H18ZM3 130V131H2ZM18 131V132H17ZM6 132V131H5ZM18 135H17V134ZM19 140V139H18ZM21 143V142H20ZM18 227V226H17ZM17 227H11V225H10V223H8V222H3V221H0V264H26L25 262H26V249H25V243H24V240H23V238H21V236L23 235V230L22 231H20V226L18 227V229H16L17 230V232L15 231V228H17ZM22 228V227H21ZM20 231V232H19ZM16 232V233H15ZM10 236H13V238H10ZM15 236V237H14ZM33 251H31V254H33L32 253ZM35 255V254H34Z\"/></svg>",
    "mask_w": 264,
    "mask_h": 264
},
{
    "label": "built area",
    "instance_id": "4",
    "mask_svg": "<svg viewBox=\"0 0 264 264\" xmlns=\"http://www.w3.org/2000/svg\"><path fill=\"white\" fill-rule=\"evenodd\" d=\"M37 129H38V127L36 126V130H35V132H36V135L37 136H35L34 138H33V141H32V143H41L42 144V142H43V138L41 137V133H39L38 131H37Z\"/></svg>",
    "mask_w": 264,
    "mask_h": 264
}]
</instances>
